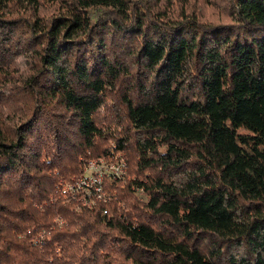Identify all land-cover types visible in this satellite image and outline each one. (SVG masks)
<instances>
[{
	"label": "trees",
	"instance_id": "1",
	"mask_svg": "<svg viewBox=\"0 0 264 264\" xmlns=\"http://www.w3.org/2000/svg\"><path fill=\"white\" fill-rule=\"evenodd\" d=\"M0 264H264V0H0Z\"/></svg>",
	"mask_w": 264,
	"mask_h": 264
},
{
	"label": "built area",
	"instance_id": "2",
	"mask_svg": "<svg viewBox=\"0 0 264 264\" xmlns=\"http://www.w3.org/2000/svg\"><path fill=\"white\" fill-rule=\"evenodd\" d=\"M128 163L124 153H115L108 157L91 158L85 162L81 174L72 181L60 182L57 193L62 196L74 198L84 206L92 208L97 200L109 201L110 193L105 191L104 182L107 178L124 179ZM108 209H104L107 213ZM61 223V220L59 221ZM41 242L42 234L36 236Z\"/></svg>",
	"mask_w": 264,
	"mask_h": 264
}]
</instances>
